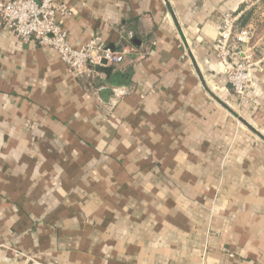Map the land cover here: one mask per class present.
<instances>
[{
    "label": "crops",
    "instance_id": "1",
    "mask_svg": "<svg viewBox=\"0 0 264 264\" xmlns=\"http://www.w3.org/2000/svg\"><path fill=\"white\" fill-rule=\"evenodd\" d=\"M110 75L0 26V264H264V0H57ZM256 28L257 95L214 50Z\"/></svg>",
    "mask_w": 264,
    "mask_h": 264
},
{
    "label": "built area",
    "instance_id": "2",
    "mask_svg": "<svg viewBox=\"0 0 264 264\" xmlns=\"http://www.w3.org/2000/svg\"><path fill=\"white\" fill-rule=\"evenodd\" d=\"M58 14L70 15L57 0H0V26L10 29L21 43H35L56 52L76 76L125 61V53L107 47L100 38H93L81 48L73 47L67 31L57 21ZM238 20L233 12L223 14L214 50L234 94L250 103L257 95L254 75L261 61L256 59L255 30L239 28Z\"/></svg>",
    "mask_w": 264,
    "mask_h": 264
},
{
    "label": "water",
    "instance_id": "3",
    "mask_svg": "<svg viewBox=\"0 0 264 264\" xmlns=\"http://www.w3.org/2000/svg\"><path fill=\"white\" fill-rule=\"evenodd\" d=\"M104 64H105V62H104ZM96 69H97V71L102 72V73H105L107 75H110L111 72H112V68L97 67Z\"/></svg>",
    "mask_w": 264,
    "mask_h": 264
},
{
    "label": "rangeland",
    "instance_id": "4",
    "mask_svg": "<svg viewBox=\"0 0 264 264\" xmlns=\"http://www.w3.org/2000/svg\"><path fill=\"white\" fill-rule=\"evenodd\" d=\"M255 30H256V28H254ZM257 34V32L255 33V35ZM215 44V43H214ZM215 53H216V51H215ZM216 56H217V54H216ZM218 58V57H217ZM218 61H219V59H218Z\"/></svg>",
    "mask_w": 264,
    "mask_h": 264
}]
</instances>
